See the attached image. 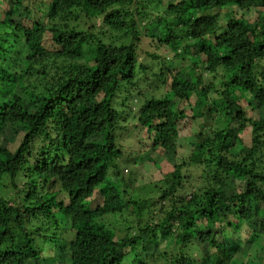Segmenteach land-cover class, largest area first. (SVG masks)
Segmentation results:
<instances>
[{
	"label": "trees",
	"instance_id": "trees-1",
	"mask_svg": "<svg viewBox=\"0 0 264 264\" xmlns=\"http://www.w3.org/2000/svg\"><path fill=\"white\" fill-rule=\"evenodd\" d=\"M162 3L0 0V264H233L227 231L264 236V0ZM125 211L127 231L103 220Z\"/></svg>",
	"mask_w": 264,
	"mask_h": 264
},
{
	"label": "rangeland",
	"instance_id": "rangeland-1",
	"mask_svg": "<svg viewBox=\"0 0 264 264\" xmlns=\"http://www.w3.org/2000/svg\"><path fill=\"white\" fill-rule=\"evenodd\" d=\"M164 3H162L163 5L166 4V2H173V0H163ZM156 11H150L149 15L151 16V18L155 15ZM259 12L256 11H250V12H242V16L245 19L250 20L252 17H255ZM79 14V13H78ZM138 18V17H137ZM136 18V19H137ZM79 23V27L81 26L80 29L82 30H87L91 33H95L97 32V30L102 29V20L101 18H92L89 19L86 16H82V14H79V19L76 21ZM76 22L72 23V24H76ZM138 25H139V30H143L145 27V23L146 20L142 21L141 19L137 20ZM94 28V30L92 29V27ZM114 36H119L117 34L114 33ZM104 40L109 42V36L108 35H104ZM119 40H123V37H119ZM116 39L114 41V43L119 42V40ZM140 51H144L147 50L146 48H148V40L147 39H143L142 44L140 46ZM165 54V63L167 66L169 67H174V69L180 67V66H187L186 61H182V60H174L172 59V53H166L164 51ZM171 57V58H170ZM36 83V82H34ZM153 88L151 87L150 90H152ZM153 93V92H152ZM194 100V99H193ZM143 102V99H138L133 97L130 98L129 102L127 103V106L125 108L124 114L123 116L128 112H136L138 109V104H141ZM183 105L180 104V107ZM200 123V121H195L193 123V128L191 130V134L186 135L185 136H181L178 138V143L179 144H185L188 143L189 140L192 137V134H196L197 131V125ZM236 125V124H235ZM19 143V138L16 140L15 143H12L11 146L9 147L11 150L13 148H15L17 146V144ZM143 151H145V147L142 149ZM152 156L159 157L161 156V150L157 149L156 151L152 152ZM188 154L186 156H180L179 158L176 159V163L181 165V164H185L188 165L189 163V159H188ZM128 159L125 160V157L123 158V164H117V167L115 169H111L110 173H108V175L114 173L116 170H118L119 172H122L123 169V173L122 174H126L127 171H125L124 168H126L127 170H130L131 172L133 171V163L135 162V157L131 156V155H127ZM140 158H144L145 155H140ZM141 167L140 164H138L136 166L137 170H139V168ZM153 169H151V171H149V169H145L142 173H137L136 175V179H135V186H134V191L137 192L141 186H148V184L152 183L153 177H152V171ZM111 176V175H110ZM158 179H160V175L157 174ZM109 178V176H108ZM199 179V178H198ZM203 178H201L202 180ZM205 182V181H204ZM128 192L132 193L130 189L127 190ZM158 192V191H157ZM192 192H189L185 195V197L187 199H190ZM152 195V194H151ZM156 195V194H155ZM154 195V196H155ZM152 202V200H149ZM103 201L102 198L100 196L99 193H95L94 194V200L92 203V207L91 208H84L86 212V214H90V212L94 211L97 207H100L102 205ZM154 201L153 203H148V204H142L141 208L143 211H147L150 207L154 206ZM150 214H153V212L156 213L157 209H153L151 208L150 210ZM134 215L132 213V211H125L122 212L119 215H115V216H104V222H106L107 224L113 226L114 229L116 230H124L127 231V226H130L134 224ZM246 228L242 229L240 234H231L230 231H227L226 234H228V236H232L233 238L238 237L239 238V250L237 251V253L235 254V258L233 260V264H239L240 262L243 264H264V236L261 235L258 231L259 223L258 222H252L249 223V225H245ZM53 245V244H52ZM50 245L51 247H48L45 251L47 250H51L54 246ZM158 245L163 247L165 245L164 242H158ZM54 249V248H53ZM43 252L42 256L43 257H49L52 255V253H48V252ZM53 251V250H52ZM66 260H68V256L66 257ZM68 264V261L66 262Z\"/></svg>",
	"mask_w": 264,
	"mask_h": 264
}]
</instances>
